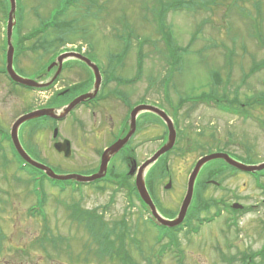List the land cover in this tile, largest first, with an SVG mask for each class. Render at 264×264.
I'll return each mask as SVG.
<instances>
[{
	"label": "rangeland",
	"instance_id": "1",
	"mask_svg": "<svg viewBox=\"0 0 264 264\" xmlns=\"http://www.w3.org/2000/svg\"><path fill=\"white\" fill-rule=\"evenodd\" d=\"M216 2L209 12L195 15L184 11H170L166 16V22L171 27L178 46L190 50L185 56L182 71L176 70L172 74L166 63L167 59L172 58L171 54L157 34L154 23L153 7L157 4L155 0H17L18 25L14 29L13 44L21 33L25 36L43 25L54 23L56 19L57 22L63 21L64 18L58 16L57 12L72 3L73 6L67 13V19L71 22L68 23L67 31L63 33V37L70 41L69 44L65 43L70 50H81L84 47L82 51L85 52L91 47L93 57L107 71L110 69L109 53L120 52L123 48V43L117 39V35L121 34L125 41L131 40L132 48L129 55L122 65L112 69L116 78L127 77L128 81L135 79L136 52L140 46L139 41L144 42L143 74L136 83L128 84L130 86L127 88L131 99L136 100L144 93L145 97L162 103V84L168 76L171 81L167 87L169 93H172L174 103L181 96L196 97L204 91L209 92L213 87L211 74L216 71L219 72L222 81L219 92L228 90L231 97L239 92L244 102L247 96L256 97L264 93V69L256 70L257 72L248 80L244 79V74L250 72L255 63L264 61V0ZM5 9L7 11L10 9L9 0H0L1 45L5 44L3 42L6 27L3 14ZM197 29L199 32L194 33ZM254 32L261 38L254 37ZM53 34L52 37L56 35ZM223 44L227 50L221 47ZM14 48L15 53L16 47ZM36 57L27 54L19 57L17 63L24 69L22 71L24 77L33 78V73L40 66L34 64ZM45 60L44 56L43 61ZM30 62L33 63L31 69L28 65ZM128 85L117 80L111 84V88L122 90ZM11 86L6 78L0 77V124L5 128L11 126L14 118L26 107L44 105L50 93L36 94L21 86H16V91H13ZM110 103L113 102L109 101L107 104ZM105 106L106 104L102 106L104 111ZM191 107L185 104L183 110H190ZM252 109L254 116L251 119L232 116L206 105H198L190 110L189 115L183 114L186 119L181 121L177 131L180 141L177 149L165 160L163 158L159 160L155 167H150L146 175L149 195L154 203L158 204L157 209L164 218H172L180 213L192 167L199 158L207 155L208 151L226 152L250 165L264 162V129L257 123V116L264 119V108L255 105ZM121 111L123 110L115 104L113 112L116 117L112 122L115 125L119 122ZM81 117L85 121L82 128L84 132L87 131L85 134L87 135L92 129L93 121H88L87 114H81ZM46 120H30L22 127L28 129L32 126L34 129L38 125L31 135L25 134L24 141L38 150L41 159L62 169V174H79L83 170L77 167L92 169L97 166V157L92 153L91 142L96 141L94 145L104 147L105 142L97 141L101 137L100 134L96 137L88 135V145H84L83 148L80 140L83 134L77 130V126L72 128L65 122L59 124L61 134L72 138L75 146L74 154L64 158L54 148L53 126ZM39 124H44L45 128ZM144 130L147 137L154 132L160 134L163 128L156 123H148L144 125ZM4 145L10 164L7 168H2L0 164V264H121L109 253L107 261L99 262V253L95 251L93 240L90 243V237L94 232L88 229L86 223L69 216V211L70 213L72 211L68 210V205L79 202L81 192L79 194L72 189L61 192L54 189L49 181L43 182L47 201L42 210V198L36 201L35 195L40 188L39 181L35 182L27 170L20 168V162L11 152L10 145L7 143ZM156 146L157 143H145L136 159L137 163L147 160ZM116 154L113 160V157L110 159L112 162H108V170L112 168L111 172L124 176L128 173L129 167L123 156ZM5 161L8 162V159ZM217 168L227 170L209 177L208 171ZM262 175L264 171L256 174L234 172L226 167L220 158L204 164L196 179L193 204L197 202L199 186L203 182L206 188L201 186L202 193L208 197V201L222 199L225 203L236 201L253 207L249 212L240 213L236 225H227L226 219L229 214L225 213L211 223H204L198 233L179 234V247L167 250L160 257L159 250L156 249L160 247L156 244L158 229L147 218L148 213L139 208L137 200L131 205L132 199L128 201L125 193L119 188L109 185L98 191L94 187L86 186L88 189L82 194L80 204L84 212L89 211L98 218L97 221L93 218L92 222L85 218L82 220L89 225L92 224L95 232L107 233L115 238L118 244L121 243L119 247L121 246L124 254L135 263L137 261L140 264H240V260H244L246 264L250 261L251 255L254 264H264L261 257L254 256L264 243ZM170 177L172 187L167 189L166 184ZM215 210L212 209L211 214ZM30 211L39 212L42 217ZM43 213L46 214V220ZM57 236H61L62 240L59 239L54 248L50 240ZM165 243L166 241L161 244ZM229 258L233 262L230 263Z\"/></svg>",
	"mask_w": 264,
	"mask_h": 264
},
{
	"label": "flooded vegetation",
	"instance_id": "2",
	"mask_svg": "<svg viewBox=\"0 0 264 264\" xmlns=\"http://www.w3.org/2000/svg\"><path fill=\"white\" fill-rule=\"evenodd\" d=\"M30 34L26 35L25 39L20 40L23 41V46L25 48L24 49L25 51L23 53L17 49V43H15L16 51L14 55V68L19 74L22 75V71H24V69L19 67L17 63L19 57L23 54L37 56L34 61V64L40 66L37 68L36 72L33 73V78H36L39 82L49 84L48 87L42 90H44L45 92L47 91L50 92V95L47 98V101L44 105L36 106L35 108L48 107V108H56L57 110L62 111L68 108L69 106H71L76 101V99H78L81 95L89 92H94L96 89L95 72L90 67V65L85 60L72 56H66L63 61H60L59 56L61 54L76 52L86 58H89L90 60L95 62L100 68L102 75V80L100 84L101 86L99 87L95 97H87L86 99H83L78 103H76L74 105V108L66 118L64 117L62 119H54L48 116H43L37 119V120L47 119L46 121L51 122V124L53 125V135L55 133V130L56 129L58 130L57 137L53 136L54 146L57 142H64L65 140L69 139L68 137H65L64 135L61 134L59 124L62 125L63 122H65L68 126L72 128L77 126V130L83 134L82 138H80L82 142L81 145H83L82 146L83 148H85V146L88 145V141H87L89 137L88 135H92V137H96L98 134H100L101 137L97 141L98 143L105 142L104 147H99L94 145L96 141L91 142L93 143L91 145L92 153L97 157V166L93 167L92 169H82L81 167H77V169L83 170V172L82 173L80 172L79 174L91 175L96 173L99 170L100 163L102 162V155L104 151L113 143H115L118 139L124 138L126 135H128V133L131 132L132 130L131 112L135 107L147 104L163 109L174 122L177 131H179L181 121L183 119H186V116L184 117L183 114L189 115L190 110L195 108L193 105H191L192 107L190 108V110L177 109L178 107H180V105L173 102L172 93L171 92L166 93L164 92V90L162 92L163 95L162 103H160L159 100H151V98L145 97L144 93H141L140 94L141 96L136 100L131 99V95L127 89L128 86L124 87V89L122 90L116 87L111 88V84L114 81H116L114 80L116 74L113 71H106L102 68V66L99 64L96 58L93 57L91 47L90 49L88 47L87 50H85V52H79L77 49L70 50L69 47H67V44L62 43L57 39L31 38ZM2 50H4L3 55H2ZM6 53H7V43L6 46L4 47V45H1V40H0V77L3 76L4 78H9V74L7 72ZM44 56L46 57L45 61H43ZM30 63L28 65L30 66L31 69L33 63L31 64ZM51 64H53V66L49 69V66ZM39 90H37L36 92H38ZM167 94L170 95L166 97ZM165 98L171 100V102L166 103ZM109 101L113 103L107 104ZM104 104H106L105 111L103 110L102 107ZM115 104L118 106L119 109L123 110L121 111L119 122L116 125L112 123L113 119L116 117L113 112ZM29 108L31 107H26L23 113H26L27 111L31 110ZM253 112L254 111L252 109V114ZM81 114H87V116L89 117L88 121L91 120L93 121L91 123L92 129L89 131V134L87 135H85L87 131L84 132V129L82 128L84 126L85 121L82 119ZM70 117L71 120H69ZM148 123L149 124L156 123L157 125H160L163 128L162 132L160 134L154 132L152 133L151 136L146 137L144 125ZM23 125H21V127L19 128V137L24 149L33 158L51 166L57 173L62 174L61 173L62 169H58L51 163L48 164L47 161L41 159L40 158L41 155L38 152V150L30 145H27V143H25L24 141L25 134L31 135L34 129L38 125L34 129L32 126L28 129H22ZM39 125H43L45 128L44 124H39ZM0 130H2V128H0ZM131 136L132 137L128 141V143L116 154V156L118 155L123 156L124 158L123 160L128 165L129 170L132 161L136 160L139 157L140 150L143 149L145 143H157L155 151L151 153L153 154L166 142V139L168 138V128L165 120L159 114H156L151 111H140L136 115V127ZM69 140H70V144H67V148L71 151L70 156H72L75 151L74 140L72 138ZM177 141H179L178 136H177ZM8 143L12 145L11 148L14 153L15 148L13 146L12 140ZM59 154L64 158L66 157L65 152H59ZM114 158L115 155L113 156L112 160ZM112 160L110 162H112ZM138 165L140 164L138 163ZM223 170L225 171L226 168ZM111 171L112 168L108 170L106 177L109 175ZM218 173L220 174L222 173V171L218 170ZM117 174L119 175V173ZM130 176H131L130 182L132 184V182L134 183L136 181V173L132 175L130 174ZM127 183H129V180H127ZM76 185L80 186L79 183H76ZM93 185H96V183L92 184V186ZM126 192H127L126 190L122 191V193H125V195ZM139 205L141 208H143L142 207L143 205L141 203ZM156 205L158 206V204ZM176 216L177 214L172 218H175ZM188 216L189 214H187L186 218H188ZM96 218H98V216H96Z\"/></svg>",
	"mask_w": 264,
	"mask_h": 264
},
{
	"label": "trees",
	"instance_id": "3",
	"mask_svg": "<svg viewBox=\"0 0 264 264\" xmlns=\"http://www.w3.org/2000/svg\"><path fill=\"white\" fill-rule=\"evenodd\" d=\"M217 0H158V3L153 7L154 9V23L156 26L157 34L161 35L162 39L165 40V43L167 45V50L171 54V59L166 60V63L168 64L169 72L172 74L176 70L178 72H181L184 68L185 64V56L190 51L189 48H184L182 46H178L177 41L172 34L171 27L168 26L166 22V16L170 11L177 12V11H184L189 14H199L204 12H209L212 10L213 4H216ZM156 3V2H155ZM73 6L72 3L68 4L66 7L61 8L60 11L57 12L58 16H61L64 18L63 21L57 22V19L54 23H48L46 25L45 31L49 30V33L53 32L49 36H46L45 38H52L57 39L62 43H68L70 42L68 39L64 38V34L67 31L68 23L71 22L69 19H67V13L69 12L70 8ZM243 16L245 13H242ZM57 16V17H58ZM74 31V30H73ZM74 32H77L74 31ZM199 29L195 30L194 33H198ZM48 35V34H46ZM253 36H256V32L253 33ZM117 39L123 43V48L120 52L117 53H109V67L110 69L106 68L107 71H112L116 68V66L122 65L124 59L129 55V51L132 48L131 47V40H124L121 34L117 35ZM140 45L137 50V75L143 73V67H144V61H145V54L142 50L143 41H139ZM72 43V42H71ZM221 47H225V44H223ZM228 57V56H226ZM112 67V68H111ZM264 69V61L261 63H255L253 67L251 68L250 72L244 74V79L248 80L251 76H253L257 71ZM257 70V71H256ZM137 79V78H136ZM165 80V79H164ZM170 80V77H167V80H165L162 84V86H167V81ZM132 81L121 79L120 83H126L130 84ZM211 84L213 87L210 88L209 92L203 93V97L201 101H205L207 104L215 103L221 110L224 112L232 113V114H238L242 116L243 118L247 119L250 118L252 115V108L257 105L258 107L264 108V93L259 94L256 97H249L247 96L246 100L243 102L241 100L239 92H236L233 97H231L228 93V90L223 91L222 93L219 92V87L222 84L220 74L219 72H212L211 74ZM226 86V85H225ZM227 88V86H226ZM184 101L187 102V99ZM258 117V116H257ZM259 122V126L264 128V119L257 118ZM217 174H209V177L216 176ZM204 186L203 188H206L204 183L199 186V195L197 196V202L191 207L190 210V218H188L186 234L190 235L194 232H197L200 227L205 223V221L211 222L214 218L219 217L222 213L223 208L220 206V202L217 199L208 201V197L203 196L201 186ZM216 209L213 214H211L212 209ZM76 210V209H75ZM81 212V211H78ZM77 213V212H75ZM78 214V213H77ZM206 214V215H203ZM205 218H203V216ZM46 220V218H44ZM79 221H83V218H75ZM87 221L92 222L93 218H85ZM94 221H97V218H94ZM88 224V229L91 230V232H94L90 237V243L93 240V245L96 246L95 251L99 253V262H104L108 260L107 254H111L114 256L121 264H140L136 261L133 262V260L130 257H127L120 244H118L117 240L110 236L109 234L101 233L98 231H94L92 228V224ZM229 224V223H228ZM95 226V225H94ZM163 229L164 233L161 234V237L159 240H162V237L169 238L171 244L170 246H176L179 247V235L176 234L177 229H167V228H161ZM127 236V235H126ZM125 236V238H126ZM118 238V237H117ZM61 239V236L53 237L50 241L53 242L54 248L56 247V242ZM45 242V241H44ZM161 256L164 254V250H161ZM254 256L261 257L264 262V247L260 250H258L256 253H254ZM180 256V258H182ZM255 257V258H256ZM254 258V261H255ZM254 264V262H252ZM256 264V263H255Z\"/></svg>",
	"mask_w": 264,
	"mask_h": 264
},
{
	"label": "water",
	"instance_id": "4",
	"mask_svg": "<svg viewBox=\"0 0 264 264\" xmlns=\"http://www.w3.org/2000/svg\"><path fill=\"white\" fill-rule=\"evenodd\" d=\"M10 3H11V11L9 14V21H8L9 50H8V54H7V70L9 72L11 78L13 80H15L16 82L24 84V85H28V86L41 87V86H43V84H40L33 79L24 78L21 75H19L18 73H16V71L14 70V67H13L14 46H13L11 40H12V34H13V27L16 23L15 22V12H16V8H17V2H16V0H10ZM70 55L81 58V59L85 60L90 65V67L95 72L96 88H98L99 83L101 81V74H100L98 66L95 63H93L92 61H90L89 59L83 57L80 54H76V53H65L62 56H60L59 59H60V61H62L66 56H70ZM96 92H97V90H95V92H93V93H89L87 95H83V96L79 97L78 99H76V101L71 106L66 108L65 111L61 114L55 113L54 109H40V110L30 112V113L20 117L15 122L14 127L12 129V138H13V141H14V144H15L17 150L22 154V156L28 162H30L34 166L44 170L47 173V175L52 179L65 180V179H76L77 178L79 180L92 181V180H95V179L100 178V177L105 175L110 157L112 155L116 154L118 151H120L123 148V146L130 139V137L132 135V131L135 129L136 115L140 111H151V112H154L156 114H159L166 121V123L169 127V131H170L169 140H168L167 144H165L158 152H156L151 158L146 160L140 166L136 182H137V187H138V190H139L141 197L150 206L152 214L155 217V219L157 220V222L159 224H161L163 226H167V227H176L184 221L186 214L188 212L189 206L191 205V202H192V199L194 196L196 179L198 177V174H199L202 166L204 164H206L208 161L213 160V159H217V158L224 159L230 165H232L235 168L240 169L241 171H244V172H256V171L264 170V162L261 164H257V165H247L245 163H242V162L235 160L234 158H232L231 156H229L228 154H225V153H213L210 155H206L196 163L194 169L192 170V172L188 178L186 194H185L182 206H181L180 213L178 214V217L173 219V220L163 218L160 215V213L157 211V209H156L155 205L153 204L151 197L147 191L144 174H145V171L147 170V168L151 164L155 163L163 154H165L167 151L172 149V147L175 144V140H176V131H175V128H174L172 121L166 115V113L163 110H161L160 108L152 106V105H140V106L136 107V109L132 112V116H131V128H132L131 132L126 137H124L123 139H120L116 143H114L104 153L100 172L94 176L84 177V176H80V175H58L51 168L47 167L46 165H43V164L38 163L35 160L31 159L29 157V155L25 152L23 147L21 146L20 140L18 138L19 126L27 120L34 119L36 117H40L43 115H49V116L54 117V118L65 117L67 115V113L73 109L74 105L77 102L81 101L82 99L87 98L88 96H91V97L95 96ZM68 142L69 141H66V143H62V142L56 143V148L60 152L64 151L66 156H69L71 153L70 150L67 148ZM136 167H137L136 164H134L132 167V170L130 172L131 174L135 172ZM171 184L172 183L170 181L168 183V185L166 186V188H170ZM234 207H240V205L234 204Z\"/></svg>",
	"mask_w": 264,
	"mask_h": 264
}]
</instances>
